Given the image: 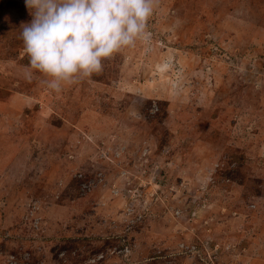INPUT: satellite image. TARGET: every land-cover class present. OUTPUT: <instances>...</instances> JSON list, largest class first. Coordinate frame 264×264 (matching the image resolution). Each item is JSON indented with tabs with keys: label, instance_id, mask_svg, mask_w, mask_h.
I'll return each mask as SVG.
<instances>
[{
	"label": "rangeland",
	"instance_id": "rangeland-1",
	"mask_svg": "<svg viewBox=\"0 0 264 264\" xmlns=\"http://www.w3.org/2000/svg\"><path fill=\"white\" fill-rule=\"evenodd\" d=\"M31 20L0 0V264H264V0H159L60 92Z\"/></svg>",
	"mask_w": 264,
	"mask_h": 264
},
{
	"label": "clouds",
	"instance_id": "clouds-1",
	"mask_svg": "<svg viewBox=\"0 0 264 264\" xmlns=\"http://www.w3.org/2000/svg\"><path fill=\"white\" fill-rule=\"evenodd\" d=\"M32 20L21 27L31 70L47 88L102 71L103 61L146 34L159 0H24ZM31 79L32 73H26Z\"/></svg>",
	"mask_w": 264,
	"mask_h": 264
}]
</instances>
